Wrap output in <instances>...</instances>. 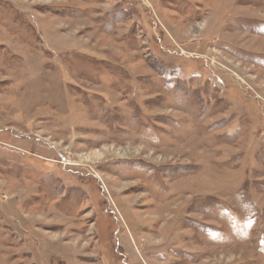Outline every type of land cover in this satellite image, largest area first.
Listing matches in <instances>:
<instances>
[{
  "label": "rangeland",
  "instance_id": "rangeland-1",
  "mask_svg": "<svg viewBox=\"0 0 264 264\" xmlns=\"http://www.w3.org/2000/svg\"><path fill=\"white\" fill-rule=\"evenodd\" d=\"M0 264H264V0H0Z\"/></svg>",
  "mask_w": 264,
  "mask_h": 264
}]
</instances>
